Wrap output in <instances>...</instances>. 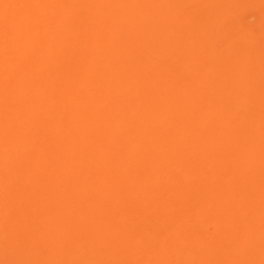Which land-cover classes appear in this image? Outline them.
<instances>
[{"label": "bare ground", "instance_id": "obj_1", "mask_svg": "<svg viewBox=\"0 0 264 264\" xmlns=\"http://www.w3.org/2000/svg\"><path fill=\"white\" fill-rule=\"evenodd\" d=\"M0 264H264V0H0Z\"/></svg>", "mask_w": 264, "mask_h": 264}, {"label": "rangeland", "instance_id": "obj_2", "mask_svg": "<svg viewBox=\"0 0 264 264\" xmlns=\"http://www.w3.org/2000/svg\"><path fill=\"white\" fill-rule=\"evenodd\" d=\"M60 240H61V238H57V241H60ZM46 243H47V242H46ZM46 243H45V244H46ZM47 245H48V244H47ZM47 245H46V246H47Z\"/></svg>", "mask_w": 264, "mask_h": 264}]
</instances>
